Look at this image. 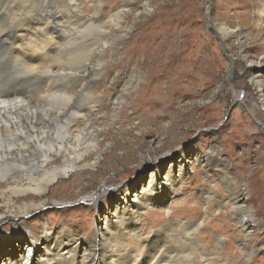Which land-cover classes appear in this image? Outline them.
I'll list each match as a JSON object with an SVG mask.
<instances>
[{"label": "rangeland", "instance_id": "1", "mask_svg": "<svg viewBox=\"0 0 264 264\" xmlns=\"http://www.w3.org/2000/svg\"><path fill=\"white\" fill-rule=\"evenodd\" d=\"M65 1L48 8L59 19L47 21L49 14H35L45 24L46 37L34 31L31 38V51L39 58L33 68L13 58L9 49L0 51V99L8 91L22 90L27 94L18 96L28 97L31 106H40L39 101L48 105L41 95L68 85L69 74H76L86 78V85L70 107L90 98L95 106L91 120L97 148L42 195L50 227L68 223L69 231L80 230L94 240L106 208L130 182L149 181L165 154L173 152L163 160L167 168L172 160L179 161L178 148L204 156L215 150L216 161L210 165H205L206 157L201 164H186L172 210L157 205L146 214L147 223L154 221L153 230L172 221L202 223L201 243L209 254L218 252V241L223 243L216 264H264V101L254 79L264 58V35L252 25L264 10V0H104L100 15L93 0H82L78 9ZM127 3L129 8L124 7ZM117 12L123 19L112 17ZM226 25L241 35L222 42L215 30ZM14 26L3 23L1 31L17 39ZM180 49L185 51L181 61L190 60V68L179 81L174 59ZM191 68L199 73L190 75ZM237 91L245 99L237 98ZM133 101L136 111L128 107ZM220 169L226 175L218 179ZM170 191L163 193L168 196ZM14 200L8 203L0 196V213L18 212L20 199ZM251 218L256 226L249 234L244 230L253 224L244 229L241 221ZM28 219L33 232L41 235L43 221L38 215ZM1 225L2 234L18 235L12 220Z\"/></svg>", "mask_w": 264, "mask_h": 264}, {"label": "bare ground", "instance_id": "2", "mask_svg": "<svg viewBox=\"0 0 264 264\" xmlns=\"http://www.w3.org/2000/svg\"><path fill=\"white\" fill-rule=\"evenodd\" d=\"M81 1L70 0L69 4L66 1L65 3L70 8L78 9ZM93 1L96 13L100 15L105 7L104 0ZM83 3L86 4L85 0ZM33 4L36 13H32ZM56 4H58L57 0H0V51L2 48L9 49L8 52L13 58H21L24 65L30 69L33 68L39 58L31 51L33 49L30 46L31 38L34 36V31L39 32L42 39L46 37L45 24L40 23L35 14H49L47 21L59 19L57 14L48 11V8ZM129 6L127 3L124 7L129 8ZM210 12L209 7L208 16L212 22ZM54 14L56 17L53 16ZM111 15L123 19L118 12L111 13ZM44 19L46 20L45 17ZM3 23L15 25L17 39L1 31ZM36 23L39 24L38 28L33 26ZM253 24L264 35V10L254 18ZM230 29L226 25L215 30L222 42L241 35L238 30ZM56 34L61 37L60 31ZM41 49L43 50L42 56L47 55L45 46ZM182 54L185 57V51L177 50L174 59V75L179 81L185 78L183 75L190 68V60L181 61ZM259 62L261 69L254 74V79L260 97L264 101V72L262 71L264 58H260ZM191 71L190 75H194L195 72L199 73V69L196 68H191ZM85 85V77L69 74L68 85H60L55 89L50 88L47 90L49 95L39 93L41 96H46L49 101V104L44 106L43 101H39L40 106H31L28 97L25 99V97L18 96L27 94L22 90H12L13 93L8 91L2 94L4 98L0 99V196L7 197L8 203L15 201L14 197H18L21 204H15L18 212H10L9 216L0 213V251H2L0 252V264L218 263L217 258L224 250L223 243L218 241L219 247H216L218 252L213 255L209 254V248L201 243L202 223L172 221L171 219L172 222H167L169 224L153 230L154 221L148 225L146 219L147 215H151L150 211L159 204H162L167 209L166 211H171L170 202L175 201L179 191L176 186L184 180L187 172L186 164L188 162L201 164L206 157L205 165H210L216 161L213 153L215 150H211L213 152L204 156L198 153L194 155L193 151L188 152L178 148L179 161L172 160L167 168L164 167L163 160L172 157L173 152H168L161 157L156 163V169L152 170L149 181L142 179L139 185L137 184L138 186L130 182L121 190L123 195L119 196L113 205L106 208L101 225L97 230L99 235L97 239L86 238L81 235L83 233L80 230L78 233L69 231L68 223H63L55 230L54 227H50L42 195L48 193L50 187L59 178L68 175L82 160L87 162L86 155H91L98 146V139L95 140L96 136L93 137L96 132L93 131L94 124L91 120L95 113V106H91L92 98L80 107H70V104L74 102V97H78V92ZM192 85H195V81ZM197 85L199 84L196 83L195 86ZM92 91L94 93V90ZM236 95L237 98L245 99L240 91H237ZM117 99L113 103L114 106ZM135 106L136 101L128 105L136 111ZM126 108L127 106L123 107V111ZM67 109H72V111L64 118L63 114L67 112ZM75 133L77 135H74ZM225 175L226 173L221 169L215 173L218 179L219 177L224 178ZM159 176L163 178H161L162 183L158 179ZM140 185L142 188L138 190ZM164 190H171V193L166 196L163 193ZM30 194L34 196L29 197ZM212 197L216 198L215 193ZM143 212L145 215H142ZM32 215H38L43 221L41 235L30 228L28 218ZM5 220H12L18 226L17 236H14L15 233L2 234L1 224ZM248 224H253V226L245 229ZM255 224L256 221L253 218L246 223L241 221L242 228L245 229L244 231H249V234L254 232ZM6 239L7 241L4 242L3 240Z\"/></svg>", "mask_w": 264, "mask_h": 264}]
</instances>
